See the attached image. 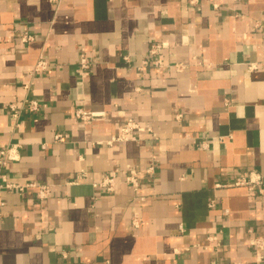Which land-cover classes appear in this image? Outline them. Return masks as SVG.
<instances>
[{
  "label": "crops",
  "instance_id": "crops-1",
  "mask_svg": "<svg viewBox=\"0 0 264 264\" xmlns=\"http://www.w3.org/2000/svg\"><path fill=\"white\" fill-rule=\"evenodd\" d=\"M153 43L172 67L138 71ZM39 58L49 66L32 73ZM77 107L102 116L82 122ZM128 119L157 139L105 143ZM10 146L0 175L52 195L0 189V264H264L249 245L264 239V198L229 186L264 182V0H0V150ZM150 163L139 200L124 176ZM112 173V191L93 188Z\"/></svg>",
  "mask_w": 264,
  "mask_h": 264
},
{
  "label": "built area",
  "instance_id": "built-area-1",
  "mask_svg": "<svg viewBox=\"0 0 264 264\" xmlns=\"http://www.w3.org/2000/svg\"><path fill=\"white\" fill-rule=\"evenodd\" d=\"M199 0H188L189 5L196 6L198 4ZM34 40V37L32 34L28 33L27 31H21L19 33V41L21 43H29ZM165 45L163 43H153L149 46L148 49V55L149 58L143 59L141 64L137 66L138 71H144L146 67H154L155 69H164L172 67L171 65H167L164 63L162 59L159 57H156L158 53L163 49ZM123 60L125 62H128V57H124ZM79 68L81 71H88L94 66V61L87 57L85 54L80 55L79 60ZM49 66L48 61L39 58L33 69L32 73H40L42 71H45ZM173 67H175L177 70H181L184 65L182 63L174 64ZM24 89H28V84L24 85ZM26 109L30 113H36L40 110V104L35 99H28L24 101ZM8 111L10 113L11 118L13 119L14 127H18V119L20 114V107L17 106L16 103H10L7 105ZM73 116L82 121L87 122L91 119L99 118L102 116L101 112H92V111H86L82 107H77L74 110ZM179 117V116H178ZM139 132H148L150 133L155 139H157V133L152 130L150 127L147 126H141L137 122L128 119L123 123V125L120 127L118 133L111 137L109 140L105 141V143L112 145L115 142H125L129 140H134V133ZM64 140V136L62 133H56L53 135V141L61 142ZM41 149H46V144L40 145ZM201 149H206L207 144L205 142H202L200 145ZM17 158L16 155V148L15 146L6 147L0 150V168L7 165V162L10 160H13ZM155 166L153 163H150L144 170H138V169H128L126 171V174L124 176V183L128 184L132 190L137 193V196L139 200H143V197L138 196V191L141 183V179L144 174H152L154 173ZM87 173L85 171H80L76 177H74L73 180L69 181V185L78 184L82 180L87 179ZM116 181V174H107L105 175L100 181L92 183L93 188L95 189H101L104 192H110L114 189ZM220 186V185H217ZM229 186L233 187H244L251 193H255L256 195L264 198V182L260 179V177L256 176L253 173H250L248 176H238L235 181L230 184ZM0 189H6V190H12L19 194H22L26 191H32L34 193L35 199L39 202L45 201L49 198H51L52 195V187L50 184L43 183V182H35V181H28L25 183H15L12 181H9L6 177V175L1 174L0 175ZM208 208H214L215 202L214 200H211L207 204ZM223 214L227 215L228 210L224 209ZM141 223V218L138 212H135L131 219V224L138 228L139 224ZM208 240H214V236H209L207 238ZM249 245L253 246L256 249V261L261 262L262 259V252L264 251V239L262 237H252L249 240ZM232 264H245L242 261L234 262Z\"/></svg>",
  "mask_w": 264,
  "mask_h": 264
}]
</instances>
